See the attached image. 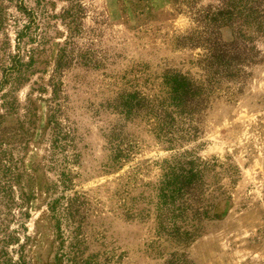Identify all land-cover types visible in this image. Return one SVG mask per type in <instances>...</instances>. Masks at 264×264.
Listing matches in <instances>:
<instances>
[{"label":"rangeland","instance_id":"1","mask_svg":"<svg viewBox=\"0 0 264 264\" xmlns=\"http://www.w3.org/2000/svg\"><path fill=\"white\" fill-rule=\"evenodd\" d=\"M22 1L35 14L37 28L34 40L21 48L33 51L27 73L18 84L0 86V264H14L19 256L26 264H52L56 242L47 203L60 193L52 188L70 153L78 157L70 166L71 186L61 193L69 198L75 193L82 203L75 224L79 258L165 264L176 253L193 264H264V41L258 43L263 60L240 93L214 101L194 138L168 146L141 123H126L123 131L134 148L111 163L104 133L120 120L102 108L105 101L134 87L156 92L168 70L194 73L198 51L176 41L196 25L176 0H78L81 10L69 18L66 0ZM212 1L197 0L196 7ZM1 6L6 21L0 43L7 37L5 51H12L13 19L22 23V14L13 2ZM72 28L74 55L89 62L76 61L55 75L57 49ZM220 36L226 40L229 31L221 29ZM2 57L0 52V65ZM57 78L63 97L59 119L73 137L66 153L52 151L46 126L48 80ZM183 152L233 166L238 176L233 183L219 182L227 197L216 205L222 218L177 245L156 235L150 203L162 161ZM20 188L24 202L17 199Z\"/></svg>","mask_w":264,"mask_h":264},{"label":"trees","instance_id":"2","mask_svg":"<svg viewBox=\"0 0 264 264\" xmlns=\"http://www.w3.org/2000/svg\"><path fill=\"white\" fill-rule=\"evenodd\" d=\"M66 1L69 6L64 13L68 18L81 10L78 0ZM3 2H13L22 14L23 22L19 23L20 17L13 19V52L5 51L10 46L7 37L4 36V41L0 43L3 55L0 86L18 84L27 73L32 64L33 51L21 48L26 42L34 40L33 32L37 28L35 14L26 10L22 0H0V28L6 21L1 6ZM174 2L185 8V13L196 25V28L176 41L178 47L198 51L197 59L191 63L196 71L184 73L168 70L159 79L156 92L148 93L145 88L134 87L121 90L110 101H105L102 108L120 120V123L112 125L104 133L111 163L126 159L134 148L133 140L123 131L126 123H141L146 132L168 146L194 138L212 103L240 93L251 69L263 60L258 43L264 41V0H213L198 7L197 0ZM221 29L229 31L226 40L220 36ZM68 30L69 38L57 49L53 69L55 75H61L65 67L76 61H82L83 65L89 62L84 57L74 55L73 28ZM48 81L51 95L48 99L46 126L50 148L55 153H66L69 148L73 149V137L59 119L63 110L61 81L60 78ZM77 157L76 153H70L62 159L52 193L58 189L60 193L64 192L71 186L70 166ZM237 176V169L233 166H224L214 159L200 161L186 152L163 160L150 203L156 235L177 245L191 242L203 232L205 223L222 218L216 205L226 201L227 197L219 182L226 178L229 183H233ZM7 184V187H11L10 182ZM1 188L0 193H3ZM21 190L17 199L24 202L26 195ZM60 193V196L47 203L56 242L52 264H98L92 258L82 259L78 255L79 228L75 224H78L82 203L75 193L71 198ZM168 257L165 264H193L184 255L169 253ZM14 264L26 263L19 256L18 262Z\"/></svg>","mask_w":264,"mask_h":264}]
</instances>
